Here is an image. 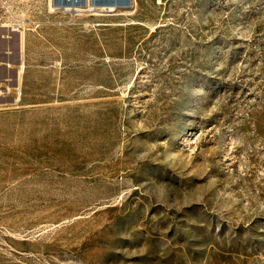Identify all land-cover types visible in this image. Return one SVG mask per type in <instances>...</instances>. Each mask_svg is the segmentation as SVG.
<instances>
[{"label":"rangeland","instance_id":"1","mask_svg":"<svg viewBox=\"0 0 264 264\" xmlns=\"http://www.w3.org/2000/svg\"><path fill=\"white\" fill-rule=\"evenodd\" d=\"M84 1L0 0V264H264V0Z\"/></svg>","mask_w":264,"mask_h":264},{"label":"bare ground","instance_id":"2","mask_svg":"<svg viewBox=\"0 0 264 264\" xmlns=\"http://www.w3.org/2000/svg\"><path fill=\"white\" fill-rule=\"evenodd\" d=\"M64 1H65V5L71 6V7H76V8L89 7V1L86 4L84 3L85 2L84 0H64ZM128 7H129V0H115V2L108 4V8L107 7H104V8L109 9V11H114L115 8H128Z\"/></svg>","mask_w":264,"mask_h":264},{"label":"water","instance_id":"3","mask_svg":"<svg viewBox=\"0 0 264 264\" xmlns=\"http://www.w3.org/2000/svg\"><path fill=\"white\" fill-rule=\"evenodd\" d=\"M7 69H9V70H12V69H10V68H7ZM15 71V75H17V73H18V70H14ZM8 77H5L4 79H7Z\"/></svg>","mask_w":264,"mask_h":264}]
</instances>
